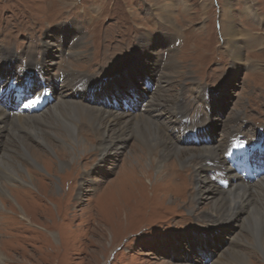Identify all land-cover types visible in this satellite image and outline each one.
<instances>
[{
    "label": "rangeland",
    "instance_id": "1",
    "mask_svg": "<svg viewBox=\"0 0 264 264\" xmlns=\"http://www.w3.org/2000/svg\"><path fill=\"white\" fill-rule=\"evenodd\" d=\"M157 1L163 2L0 0V58L1 54L7 55L5 63L0 59V70L17 66L13 68L15 73L22 64V69L31 67L33 73L45 59L49 41L54 47L50 58L55 63L48 70L51 75H59L60 81L63 71L74 70L85 74L87 83L99 89L107 74L128 65L139 75L137 79H142L136 82L137 90L133 84L128 87L124 77L116 85L110 86L107 81L102 92L93 97V103L103 112H109L107 108L113 106L122 109L126 103L127 111L144 115L135 117L140 128L143 122H148L163 131L160 139L151 140L154 147L149 157L163 166L157 172L146 160L147 142L140 138L145 131L126 137L122 148L103 159L98 148L99 135L90 126L92 117L73 110L67 115L68 109L61 110V120H74L79 140L88 147L71 162L58 149L68 150L64 144H71L60 117L55 115L52 119V113L48 115L46 110L38 115L43 122L27 124L23 116L14 120L0 115L4 122L0 124L3 128L0 130V185L3 188L0 190V264H216L218 256L225 258L224 264H240L237 258L235 261L226 255L227 248L229 252L244 249L250 264H264V257L257 249L247 248L242 242L228 245L234 235L241 241V235H236L239 228L234 220L227 225L210 220L212 217L207 212H210L212 197L196 199L198 175L207 177L204 173L213 172L226 178L231 172L229 164L223 160V167H219L217 158L190 157L191 152L200 150L197 146L207 145L210 136H215L220 144H216V152L219 150L220 155L217 154L223 158L232 130L234 135L242 130L246 138L260 137L264 145V0H168L173 4L172 23L167 24L155 11V4L160 5ZM68 26H77L80 33L74 34V41L72 35L66 36L64 50L56 53L59 42L53 39L59 29ZM230 26L238 34L236 38L244 40H232L241 47L238 48L241 55L236 60L225 37ZM168 38L170 45H166ZM151 55L156 56L154 60L159 69V93L155 89V71L150 69L149 81L148 71L141 69L151 63L146 58ZM24 76L0 74V105L11 111L10 116L28 100L24 97L13 103L9 98L11 90ZM75 78L80 77L76 74ZM40 81L33 82L28 91L32 93L44 84L51 95L45 97L47 100L55 102L53 93L62 100L58 87L50 85L45 77ZM84 81L77 80L76 86L82 88ZM106 87L108 90L104 93ZM24 89L22 86L18 97L26 92ZM71 92L74 90L68 89L65 94L71 98ZM146 96L157 109L156 114H171L174 122L166 120L163 125L152 120L153 107L147 109L143 105ZM43 104L36 110L26 108L27 112L39 113ZM206 113L210 116L208 123L212 124L210 132L203 130L204 134L198 133L200 139L192 138L196 131L189 134V129H207L201 118ZM182 124L186 129H182ZM164 134L170 138L171 145L188 151L180 155L170 152L161 142ZM39 138L54 148L59 159H66L63 169L57 167L56 159ZM23 144L34 148L30 155L39 158L40 169L21 157ZM257 159L253 162L256 170L259 165L264 167V156ZM199 163L203 173L198 170ZM20 167L31 176L33 187L14 178L29 183ZM256 184L251 189L255 201L249 215L252 213L261 219L260 229L264 233V198H257ZM77 192L81 199L76 198ZM22 213L26 219L21 217ZM219 215L215 214L220 219ZM240 233L250 242L245 231Z\"/></svg>",
    "mask_w": 264,
    "mask_h": 264
},
{
    "label": "bare ground",
    "instance_id": "2",
    "mask_svg": "<svg viewBox=\"0 0 264 264\" xmlns=\"http://www.w3.org/2000/svg\"><path fill=\"white\" fill-rule=\"evenodd\" d=\"M157 3H159L160 5L155 4V11H156V13H158L161 16L160 19L166 21L165 22L166 24H167V22L172 23V20L170 18H172L171 7H172L173 3L171 4V2H169L168 0H163V2H160V1L158 2L157 1ZM246 7H248V5ZM155 11L153 13H155ZM233 28L231 27V29L230 28L226 29L225 37H226V39H228V41H227L229 43L228 49H231L233 54H234L233 55V60H236V58H238L241 55L240 51L238 50V48H241V47L239 45V42H237L234 45L232 40H240V42H242L244 40H242L241 37H240V39L236 38V37H238V34L236 33V31L233 30ZM58 31H59L58 36L53 39L55 42H57V43L59 42V45H56L57 47H55L56 53L61 51V50H64V43H65L64 39H65L66 36L69 35L68 37H71V35H72L71 40L74 41L75 40V38L73 39L74 34H76L78 32L80 33V31L78 30L77 26H75V27L74 26H68L66 29L65 28L62 29V30L59 29ZM244 37H246V36H243V38ZM165 38L167 39V37H165ZM165 38H164V40H166ZM168 39H169V44H166V45H170L171 40H170V38H168ZM76 40H77L76 41V43H77L79 41V39L76 38ZM153 46H154V43H153ZM50 47H52V48H50ZM53 48L54 47L50 44V41L48 43H46V49H47L48 53L47 54L45 53V55H46L45 59L43 60L42 64H40V66H38V68L36 70H33V73H31V71H30L31 67H24L22 69V64H21V68H19V66H18L17 71L15 73H13V68L17 67V66H13V67L11 66V68H8V70H0V74L3 75V77L5 75L14 76V74H16V75H19V74L25 75L24 78H23L25 82H22L19 85V87H18L19 89H17V88L15 89V92H19L20 89L22 88V86H24V88H27L28 87V81H32V84H33V82L36 81L39 84V80L41 79V81H40V83H41L43 81V77H45V78H47L49 80V84L50 85L58 87V89L60 91V94L62 96V100L59 99L53 93V97H55V102L52 103V102H50L49 100L46 99L44 101V104H43V108H42L43 110L41 109L42 111H40L39 113H36V112L35 113H28L27 112L28 110L26 109V107L24 105V106L20 107L18 112L16 114L12 115V116H10L11 111H6L0 105V115H1V117H8V118L14 119L17 116H23V119L25 121L27 120V124L28 123L34 124V122L42 120V117H40L38 115L40 113L43 114L44 112H46V110H47V114L48 115H49V113H52V119H53V117H55V115L57 116V118L62 116L61 110L66 111V109H68V112H66L67 115H68V113H70V110L71 111L72 110L76 111L78 113H82V114H84V116L90 115L92 117V118H89L90 126L99 135L98 139H99L100 143L98 145V148L101 151V156H102L103 159L105 158V156L110 155L109 154L110 152H113V151L117 150V148H122L124 146V144L126 143V141H124V139H126V137L130 138L131 135H133V134L145 131L142 135H140V138L143 139V142H147L146 148H147L148 153L146 154V156H147L146 160L148 161V164H149L150 168H153V169L157 170V172H161L162 171L161 169L163 168V166L161 165V167H160L156 163H154L153 159L149 157V154H151L152 148L154 147L152 145V143H151V140L154 141V139H156V138L160 139L161 137L159 136V134L163 133V131L161 129L158 130L156 125L150 124L148 122H143V126L140 128L137 125V124H139V121L138 122L135 121V117H136V115H138V117L140 116V118H143L144 115L141 116L142 114H136L137 111H133V112L132 111H127L128 110L127 109L128 105L126 103L123 105L122 109H117L114 106L110 107V108L106 107L107 109H110L109 112L101 111L103 109H101L99 106H97L95 103H93V97H95L98 93L102 92L103 87H104V85H106L107 81H109L110 86H111V84L116 85L117 81L121 80V78L124 77V80L127 82V86L130 87V85L133 84V88L135 89V86H137L136 82L142 80L141 78L137 79L139 77V75H136V71L135 70H130L128 68V65L122 66V67L118 68L114 73L107 74L106 78H103L104 79L103 83L100 86H98L99 89H97L94 86L91 87V85L87 83V77H86L85 74L84 75L83 74H79L78 72H75L74 70H69L68 72L63 71V73L60 75L61 78H62L61 79L62 81H60V80H57L59 78V75H57V76L51 75L49 70H48L49 68H52V65L55 63V62L52 61V58H50L53 55V51H51V49H53ZM5 56H7V55L3 56V54H1V58L0 59L3 61V63H5L4 62L5 61L4 60ZM16 57L18 58L17 60L19 61L20 59H19L18 55H16ZM154 57H156V56L151 55L150 57H146V58H150V62L151 63L147 64L146 68L141 66V69L145 70L146 72L148 71L147 72L148 73L147 78H148L149 81L151 80L150 79L151 70L155 71V73H156L155 89H157L158 85H159V82L157 81V79L160 76V74L157 75V71H159V69H158L156 61L154 60ZM39 67H41V68H39ZM6 71H8V72L5 73ZM130 72L133 75L132 77H131V73ZM76 74H77V77H80L79 78L80 80L81 79H85V81H84L85 84L82 86V88H79V87L76 86L77 85L76 81L79 80V79L75 78ZM68 77L72 78L70 80V82H69V78ZM61 82H62V85H60ZM141 86L143 87V84ZM107 87L104 89V93L108 90ZM43 88L48 89L49 87H47L46 85L43 84ZM68 89H71V90L73 89L74 90V93L71 92V95L73 96L71 98L68 96V94H65V91L68 90ZM158 89H157V93H159ZM135 90H137V89H135ZM50 92H52V91H50ZM36 93H42L41 87H40V89L37 90ZM46 93H47V95L49 97H51V95L48 92H46ZM143 93L145 94V92H143ZM136 94L137 93H135V100L137 98ZM18 95L19 94H17L16 96L9 97V98H11L13 103H14L17 100L21 99V98H18ZM25 95L27 96V93ZM154 96L155 95L153 94L152 97H154ZM138 97H140V95ZM5 98L6 97H4L2 99V103L1 104L6 103ZM82 98L83 99L85 98L86 101L84 102L82 100ZM145 99H146L145 100V104H143V105L145 107L148 106L147 109H150L151 106L153 107V103H151V99L148 98L147 96L145 97ZM29 100L30 99H28L24 103H28ZM32 102H33V100L30 101L29 103H32ZM53 105H55V106H53ZM106 108H104V109H106ZM153 109H154L155 113H151L152 115H150V118L152 120L154 119L155 121H157V123L158 122L163 123V125L166 122V120H168L169 123L173 121L174 118L171 117V114H168V116H166V115L164 116L163 114H159V113L156 114L157 113V109H155L154 107H153ZM20 111L23 112L22 115L19 114ZM207 117H208V119H206ZM209 117L210 116H209L208 113H206V116L203 115L201 117L202 120L204 121L207 129L203 127L200 130L198 129V131L206 130V133L210 132V128H211L210 126L212 124H211V122L208 123ZM57 118L54 119L55 122H57ZM60 120H61V117H60ZM41 122H43V120ZM2 123H4V122L0 118V124H2ZM60 123L62 124V129L65 131L64 134H67L68 138H70L71 144L69 145V144H66L64 142L65 143L64 146L66 145L67 147L65 146V148H67L68 150H64V149H61L59 147H58V149L63 150L65 155L68 156L69 160L71 162H74L76 159H78L80 156H82L85 153L86 150H88L87 149L88 147L86 146V144L82 143L79 140L77 125H75L77 123H75L74 120H70V118H69L68 120H64V121L61 120ZM181 126H182V129H186L183 124ZM113 127L116 128V129H112ZM2 129L3 128L0 126V130H2ZM192 130H193V132L194 131L197 132V129H195V130L194 129H189L188 133L192 132ZM186 131L187 130H185L184 133ZM223 132H224V130H223ZM231 134H229V135H231L230 136V139H231L230 142L236 137H241V138L243 137L244 140L251 141L250 138H246L245 134H242V130H238L235 133V135H234V130H232ZM106 136H108L109 138H106ZM163 136H165V134ZM183 136H184V138H188L186 135H183ZM184 138H178V139L180 140V139H184ZM210 138L211 139H209V142L207 143V145L200 144L199 146H197L198 149H200V150L197 153H192L191 152L190 153V157L191 158H193V157L201 158L202 157L201 160L217 158L219 167H223V165H224L223 164V160L224 159L221 156H219L220 155L219 154V150L216 152V148H217L216 144L217 143L219 144V142L218 141L216 142V137L215 136H210ZM257 139H259L261 141V143H263V141L261 140L260 137H257ZM40 142L42 143L43 146H45L49 150L48 153L51 154V156L53 155V157L56 159L57 167L59 169H63L64 165H67L66 159L65 160L59 159L58 156L56 154H54L55 153L54 148H49L48 145H47L48 143H46L47 141L45 139L44 140H43V138L40 139ZM161 142L163 143V145H165L169 149L170 152L174 151V152H177L180 155V152H183V151L187 152L188 151L187 149L180 150V149L176 148L174 145H171L169 137L165 136L164 139H161ZM230 142L228 144H230ZM195 143H196V141H195ZM71 145H76L77 147L75 149H73L71 147ZM89 147H91V146H89ZM160 147H162V146H160ZM62 148H64V147L62 146ZM33 149L30 146H27V145L24 146V144L21 145V149H20L21 150V152H20L21 157H24L28 161L30 160L31 164H34V166L36 168L40 169L41 167L38 164L39 163L38 162L39 158H37V157L34 158L33 156L30 155V151L33 150ZM164 150H166V149H164ZM163 152H165V151H163ZM189 152H190V150H189ZM39 156H41V155H39ZM165 158H167V157H165ZM181 161H182V159H181ZM206 165L208 166V163ZM262 165H259L257 170H256V167L254 169H252V170L250 169L249 173L246 174L244 177L241 175V172H236L232 168H231V172L227 175L226 178H224L222 176L218 177V173H213V172L208 173V174L204 173V175L206 174L207 177H201L200 175H198L197 183H199V184L196 187V190H197L196 199H198V200L210 199L207 195L212 197V199H213L211 201L212 204L209 207L210 212H207V214L210 216V218L212 217L210 220H217L219 223L226 222L225 223L226 225L228 224L227 223L228 221L231 222L232 220H234V222H237V227L239 228L238 229L239 231L236 233V235L239 233L241 235L242 239H241V241H239L237 236H235V235L232 236L230 238V241H229V244H228L229 246L232 245V244H235V243L240 244V242H242V244H244V246L247 247V248L250 247V248L257 249L259 251V254L264 257V233H263V230L260 229L261 222L259 221L261 219H259V217H256L252 213L249 215L250 211L254 210V203L253 202L255 200L252 198L253 196H252V191H251V189L253 188L252 186L254 185V183H257L255 185L256 190H257V198L258 199H263L264 198V175H263L264 174V167ZM198 166H199V168H198L199 172L203 173L202 172L203 171L202 164L199 163ZM20 171H23V173L26 175L29 183H26L23 179L21 180V178L19 179V177H17V178L14 177V178L19 180V182L21 181V183H23V184H28V186L30 185L31 187H33L34 186V184H33L34 182L32 181L31 176L28 175L27 171L24 170V168H22V167H20ZM255 175L259 176V178H257V176H255ZM13 176H15V174ZM211 178H215V183H212ZM207 181L208 182L210 181L211 183L210 182L209 183L211 185L207 184ZM254 181H256V182H254ZM252 182H254V183H252ZM221 183L224 185V187L220 186ZM1 188H2V186L0 185V190H1ZM80 192H81V189H80ZM76 196H77L76 197L77 199H79V198L81 199V194L80 193L77 192ZM207 204H208V201H207ZM217 213L220 214L219 217H220L221 220L218 217L215 216V214H217ZM242 213H245V214L243 216H240V214H242ZM23 215L24 214L22 213L21 217H24ZM203 216L206 217L205 215H203ZM206 218H208V217H206ZM250 218H252V219L250 220ZM208 220H209V218H208ZM244 220L247 221L246 224L245 223L242 224L243 223L242 221H244ZM211 224L213 225V223H211ZM209 227H212V226L209 225ZM241 231H245V233L248 236V238L251 239L250 240L251 243L248 242V239L246 238L245 235H242L240 233ZM233 242H235V243H233ZM236 247H238V246H236ZM244 251L245 250L243 249V250H239V251L236 250L235 252H233V251L229 252V248H227L226 255H229V257H232L234 260L237 258L240 261V262L239 261H237V262H239L240 264H250L248 262V258L246 256V254L248 252L245 253ZM224 259L225 258H223V257L221 258L220 256H218L217 259L215 260V262H216V264H224V263H222V261ZM0 260H1V258H0Z\"/></svg>",
    "mask_w": 264,
    "mask_h": 264
},
{
    "label": "snow or ice",
    "instance_id": "3",
    "mask_svg": "<svg viewBox=\"0 0 264 264\" xmlns=\"http://www.w3.org/2000/svg\"><path fill=\"white\" fill-rule=\"evenodd\" d=\"M34 102V101H33Z\"/></svg>",
    "mask_w": 264,
    "mask_h": 264
}]
</instances>
